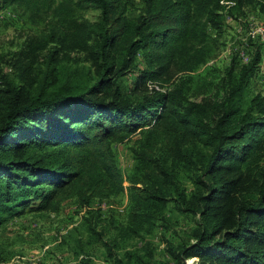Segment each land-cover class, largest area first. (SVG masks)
<instances>
[{
  "label": "trees",
  "instance_id": "1",
  "mask_svg": "<svg viewBox=\"0 0 264 264\" xmlns=\"http://www.w3.org/2000/svg\"><path fill=\"white\" fill-rule=\"evenodd\" d=\"M2 3L18 6L28 21L40 25L28 50L52 45L65 52L89 51L95 80H50L31 88L0 72V225L24 213L55 212L68 198L88 207L93 199L122 193L112 144L125 141L134 165L124 178V234L151 226L173 196L181 211L198 216L193 241L166 248L177 264L189 257L204 258L206 264H264V169L258 165L264 95L244 100L258 54L238 70L230 64L217 101L189 100L182 80L168 90L146 88L172 59L177 69L188 70L184 65L200 56L201 47L189 52L185 42L202 44L206 25L219 29L224 7L255 4L264 14V0H141L134 17L125 14L128 0ZM88 10L97 11L95 20L78 14ZM137 52L145 66L138 82L146 92L131 98L119 92L115 79L134 67ZM181 166L192 171L189 195L176 180ZM86 213L83 220L93 230L91 219L99 215Z\"/></svg>",
  "mask_w": 264,
  "mask_h": 264
},
{
  "label": "rangeland",
  "instance_id": "2",
  "mask_svg": "<svg viewBox=\"0 0 264 264\" xmlns=\"http://www.w3.org/2000/svg\"><path fill=\"white\" fill-rule=\"evenodd\" d=\"M2 1L0 72L8 79L21 87L31 88L50 80L70 79L74 83L87 84L95 80L89 51L65 52L52 45L42 50H28L26 44L36 37L40 25L28 21L18 6L3 4ZM128 2L125 14L134 17L142 8L141 0ZM221 3L226 4L224 1ZM220 13L223 19L219 29L213 30L206 25L202 44L195 40L185 42L189 52L201 47L200 56L184 65L188 70L177 69L176 59H172L163 69L162 77L156 82H147V89L158 85L160 89L168 90L182 80L189 100L217 101L224 92L221 77L225 70L230 64L238 70L257 53L258 63L248 79L244 100L256 93L264 95V58L260 53L264 14L255 4H246L231 11L224 7ZM78 14L93 21L97 11ZM200 57L204 60L198 63L196 60ZM144 67L142 55L137 52L134 67L115 79L123 96L134 98L146 92L138 82L139 71ZM112 151L123 178L127 180L134 165L127 142H114ZM258 165L264 169V150ZM191 174L192 171L182 166L177 168L176 180L185 195L193 189ZM125 179L122 184L126 187L128 182ZM167 199L152 225L133 235H126L121 230L126 224L127 214L124 192L105 199H93L88 207H81L75 198H68L55 212L36 211L9 218L0 225V264H117L112 257L128 261V264H138V260L152 264H177L167 255L166 248L191 243V230L198 216L181 211L173 196ZM87 209L99 215L91 219L93 230H89L83 220L87 217ZM98 236L101 240L95 241ZM206 261L198 257L183 259L184 264H206Z\"/></svg>",
  "mask_w": 264,
  "mask_h": 264
},
{
  "label": "built area",
  "instance_id": "3",
  "mask_svg": "<svg viewBox=\"0 0 264 264\" xmlns=\"http://www.w3.org/2000/svg\"><path fill=\"white\" fill-rule=\"evenodd\" d=\"M260 36H261V41H262V43H261V51H260V53H261V57L262 58H264V28H262V29H260ZM123 180H124V178H123ZM124 183V182H123ZM123 185V184H122ZM124 187H125V184L123 185V192L125 193V189H124ZM125 198H126V193H125Z\"/></svg>",
  "mask_w": 264,
  "mask_h": 264
}]
</instances>
